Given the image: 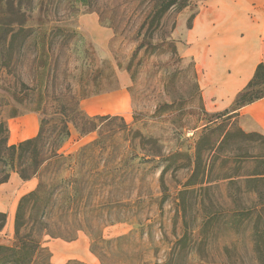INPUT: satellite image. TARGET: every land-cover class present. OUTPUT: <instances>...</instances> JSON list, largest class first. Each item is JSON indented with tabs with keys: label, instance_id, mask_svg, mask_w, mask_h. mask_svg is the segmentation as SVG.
<instances>
[{
	"label": "rangeland",
	"instance_id": "1",
	"mask_svg": "<svg viewBox=\"0 0 264 264\" xmlns=\"http://www.w3.org/2000/svg\"><path fill=\"white\" fill-rule=\"evenodd\" d=\"M165 1L89 0L82 7L75 0H0V124L34 113L39 127L45 122L41 158L58 151L72 156L60 162L85 165L77 178L86 199L74 216L56 207L46 221L50 234L61 236L43 239L52 264L47 243L86 252L89 263L69 260L82 264H264V178H248L264 173V140L236 132V103L222 113L204 110L185 53V32L202 0H176L159 25L142 26ZM47 21L62 22L70 38L41 52L32 31ZM19 24L25 45L20 37L8 47ZM262 95L258 81L245 99ZM79 114L106 120L84 134ZM58 117L70 136L55 142ZM226 131L228 142L211 149ZM202 135L196 147L203 163H214L211 187L183 196ZM7 172L0 165V180ZM39 174L37 184L59 186L71 177L52 163ZM0 234V245L12 246L13 221Z\"/></svg>",
	"mask_w": 264,
	"mask_h": 264
},
{
	"label": "crops",
	"instance_id": "2",
	"mask_svg": "<svg viewBox=\"0 0 264 264\" xmlns=\"http://www.w3.org/2000/svg\"><path fill=\"white\" fill-rule=\"evenodd\" d=\"M185 43L205 112L229 110L254 78L257 67H264V0H202L186 29ZM232 113L237 130L264 138V96ZM5 126L7 146H12L35 138L39 120L30 113L7 119ZM36 186L35 178L23 181L14 172L0 185V213L7 215L8 225L14 222L19 199ZM46 245L54 264L90 262L86 252L72 246L57 250L58 246Z\"/></svg>",
	"mask_w": 264,
	"mask_h": 264
},
{
	"label": "trees",
	"instance_id": "3",
	"mask_svg": "<svg viewBox=\"0 0 264 264\" xmlns=\"http://www.w3.org/2000/svg\"><path fill=\"white\" fill-rule=\"evenodd\" d=\"M75 2L80 4L82 7H87L89 5V0H75ZM175 4L176 0H167V2H162V4L157 8L151 9L142 26L145 27L147 23H149L151 27L154 24L159 25L164 14ZM61 24L62 22L47 21L45 23L35 25L34 27L36 28H34V32L32 31V35L34 33V39L32 41L34 47L38 48L41 52H44L45 50L48 52L56 44V40L58 38L61 39L62 36L64 39L59 40V43L62 45L68 44V39L66 40V38H70V29L66 25L63 26ZM17 27V30L11 33L8 47H13L14 44L18 43L20 37H22V42H20V44L22 43L25 45V41L28 37L24 34L26 27L23 24H19ZM258 81L264 83V67L261 65L257 67L255 76L251 82H249L247 87L236 97L234 103L238 105V108L250 104L264 96L262 95L253 100L245 99L250 88ZM79 115L82 121L81 128L79 129L81 130V133L84 134L92 133L96 130L95 121L106 120L105 117L89 118L82 116L81 114ZM57 121L60 123V128L58 132L57 130L54 131V136L56 134L55 142L58 140L63 141L70 136L67 122L60 117L57 118ZM71 123L78 129V124H76L75 121H72ZM44 124L45 122L41 120L39 131L35 138L12 146H7V129L4 124H0V134H2V138H0V165H4L9 169V172H7L0 180V185L6 183L10 173L13 172L17 173L23 181L39 176L40 170L48 163H52L54 169L56 168V171H58L61 166H66L67 170H69L71 174V177L67 180H60L59 186L57 181H55V184H51V182L47 183L41 180L38 182L33 191L19 199L13 222L15 242L12 246L0 245V264H52L50 261V253L47 248L43 246V239L45 236L61 239V236H53L50 234L47 228V219L50 218V214L54 212L56 207L60 210L62 215L74 216V208H77V204L86 199V187L83 185V181L77 178L79 173L83 172L85 166L84 162H60L62 160L71 159L72 156L64 157L57 154L58 151H55L49 157L41 158L43 148L47 144L44 137ZM217 126L218 124L214 125L212 129ZM197 128L199 127H193L192 130H196ZM236 132L242 135H251L264 140V138L257 134H244L237 129ZM230 137L231 132H224L221 139L216 140L210 148L217 149L223 143L228 142ZM203 138L204 137L202 135L201 139L197 141L195 147L200 144ZM96 144L97 143H94L93 145H90V147L84 148L83 150H89ZM195 152V162H193L191 174L187 182L184 184L183 192H181L183 196L193 194L195 189L199 190L200 193H207L211 187L209 176L211 175L214 163H203L199 155L200 148L196 147ZM103 173L104 172L101 171L95 174L101 176ZM256 177L264 178V173L250 176L248 178ZM232 179H234V177L229 178V180ZM54 180L55 178L52 181L54 182ZM60 184L62 185V188L58 193L57 188L60 187ZM57 194L60 196L58 199L59 202L56 201ZM181 209V218L184 224L185 209L184 207H181ZM6 222L7 215L0 213V232L6 226ZM185 235L186 229L184 236ZM66 264L82 263L69 261Z\"/></svg>",
	"mask_w": 264,
	"mask_h": 264
}]
</instances>
